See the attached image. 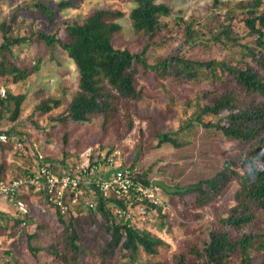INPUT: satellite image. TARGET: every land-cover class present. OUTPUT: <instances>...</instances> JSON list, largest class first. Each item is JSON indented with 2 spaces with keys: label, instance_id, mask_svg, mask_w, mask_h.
Wrapping results in <instances>:
<instances>
[{
  "label": "trees",
  "instance_id": "16d2710c",
  "mask_svg": "<svg viewBox=\"0 0 264 264\" xmlns=\"http://www.w3.org/2000/svg\"><path fill=\"white\" fill-rule=\"evenodd\" d=\"M131 1L134 7L130 19L135 32L145 43L140 52L116 46L122 29L119 19L125 13L110 7L98 8L85 17L65 20L53 33L37 31L29 37L11 36L12 25L3 22L0 26V86H8L9 81L22 82L41 70V61L20 67L7 55H13L15 46L40 40L50 47L58 44L76 65V92L63 113L50 117L63 128H67L70 122L106 119L129 102L144 99L140 73L153 74L157 80L171 81L178 86L191 82L209 83L204 100L191 105L195 109L178 130H160L152 117L139 116L153 126L156 147L164 143L175 148L183 147L190 141L183 137L203 128L215 130L216 134L235 143L238 148H244L238 158L223 163L212 176L185 186L178 185L172 190L157 183L175 198L180 227L195 234L198 231L196 221L203 217L202 211L220 199L232 183L239 185L233 196L234 204L213 219L203 243L182 242L173 264H264V0L241 4L239 13L230 11L221 28L213 31L210 41L232 54L197 60L185 53H175L160 58L155 64L149 63L147 54L162 43L159 42V35L164 30L161 18L169 16L171 9L158 0ZM212 1L215 6L222 3V0ZM74 6L73 0L62 1L58 5L59 9ZM35 7L48 14L50 24L54 22L57 12L42 3ZM235 25L243 29L244 35L237 34ZM196 33L191 26L185 28V43L189 49L204 43ZM25 101L26 94L14 93L8 88L6 97L0 96V134L5 133L10 138L8 143L0 142L4 153L14 149L15 140L20 139L27 145L31 140L27 134L16 133L14 127H3L5 120L18 122L21 119ZM61 105V99L47 97L37 105L32 117L40 119L50 115ZM128 118L127 132H130L134 121L132 117ZM64 143L67 144V138ZM113 150L110 148L108 153ZM63 152L64 163L70 152L65 147ZM124 165L136 167L135 163ZM139 171L147 183L153 181L148 170ZM4 174L0 173V180H5L2 178ZM92 194H96L98 199L91 210L96 230L84 236L75 226L74 219L62 221L61 231L48 234L47 245L31 246L34 264H169L156 259L160 250L167 246L165 241L117 212V209L124 211L127 208L124 199L104 196L98 190ZM29 195L26 193L20 197L25 199ZM148 210V215L156 212L162 216L157 207L149 206ZM57 212L63 216L59 210ZM18 213L24 217H10L0 211L3 218L12 219L9 229L21 226L24 230L26 225L34 223L30 213ZM166 224L169 223L163 221L159 228ZM25 236L29 240L41 238L38 233L28 234L26 231L21 237ZM82 240H86L89 246ZM90 246L96 248L94 254V247L90 250ZM7 254L14 258L12 252ZM143 257L152 260H141ZM13 263L21 264L17 260Z\"/></svg>",
  "mask_w": 264,
  "mask_h": 264
},
{
  "label": "rangeland",
  "instance_id": "374dc122",
  "mask_svg": "<svg viewBox=\"0 0 264 264\" xmlns=\"http://www.w3.org/2000/svg\"><path fill=\"white\" fill-rule=\"evenodd\" d=\"M62 1L69 0H0V26L3 22H10L11 36L29 37L37 31L53 33L65 20L85 17L98 8L110 7L125 13L119 19L122 29L116 46L128 48L133 52H140L144 48L145 43L135 32L130 19L134 7L131 0H73L74 7L59 9L58 5ZM251 1L253 0H222L219 6H215L212 0H158L159 3L170 7L171 14L161 18L164 30L159 35V42L162 43L148 52L149 63L155 64L160 58L175 53H185L197 60H209L219 55L223 57L232 54L233 52L227 49L223 51L214 45L210 37L213 31L221 28L230 11L239 13L240 5ZM37 3L45 4L57 12L52 24L48 14L35 7ZM188 26L197 32L199 40L204 42L202 45H194L190 49L186 45L185 28ZM234 28L238 35H244L239 25H235ZM12 51L13 55L7 54L8 58L18 66L35 65L41 61V70L22 82L9 81L6 87L14 93L26 94V101L21 119L18 122L5 120L3 127H14L16 133L27 134L31 140L38 142L47 162L56 172H64L74 167L78 153L86 147L98 146L107 152L113 147L118 162L130 165L135 163L138 169L148 170L155 183H162L168 190H172L178 185L185 186L212 176L223 163L238 158L244 151V148H238L235 143L216 134L215 130L208 131L203 128L183 137L190 140L189 144L183 147L175 148L169 143L156 147L153 126L139 116L152 117L160 130L165 128L178 130L195 109L191 105L204 100V94L210 85L207 82H191L178 86L171 81L157 80L150 73L139 75L145 89V96L141 101L129 102L125 108L106 119L93 118L86 123L70 122L67 128H63L50 117L55 118L63 113L76 92L78 73L74 61L58 44L50 47L42 40L15 46ZM47 97L61 99V107L40 119L32 117L37 105ZM129 116L133 118L134 127L127 132ZM213 119L217 120V117ZM101 137L104 139L98 140ZM65 138L67 144L64 143ZM64 147L70 152V157L63 163ZM34 166L33 158L22 157L15 149L4 153L0 148V173H5L3 179L18 178ZM238 187L236 182L232 183L220 199L202 211L203 217L196 221L198 227L196 234L192 230L180 227L176 200L161 187L162 200L171 206L170 210L165 214L160 212L162 216L153 212L143 218L136 212V223L161 237L167 244L160 250V255L156 259L173 264L174 256L180 252L182 242L192 240L202 244L211 229L213 219L234 204L233 196ZM29 194L25 201L30 207L29 216L34 223L26 225L24 230L21 226L8 228L12 224L10 217L24 216L19 215L14 201L0 198V203H6L9 210L6 214L10 216L9 219L0 215V264H14L15 260L21 264H34L31 246L47 245L48 234L61 231L62 221L74 219L75 226L84 236L96 230L91 218L93 209L90 207V203H98L96 194L86 192L68 212L61 213L63 216H60L58 209L52 207L41 194L30 191ZM163 217H166L165 220ZM163 221L169 224L160 229L159 225ZM5 227L8 229H4ZM25 231L28 234L38 233L41 238L29 240L27 236L21 237ZM82 242L89 246L86 240ZM91 247L94 246H90V250ZM94 249L96 248L92 249V254ZM8 252H12L14 258H10ZM141 260L152 259L143 257Z\"/></svg>",
  "mask_w": 264,
  "mask_h": 264
},
{
  "label": "built area",
  "instance_id": "2783aa9c",
  "mask_svg": "<svg viewBox=\"0 0 264 264\" xmlns=\"http://www.w3.org/2000/svg\"><path fill=\"white\" fill-rule=\"evenodd\" d=\"M6 95L7 87L0 86V96ZM9 141L7 134H0V142ZM14 149L23 157L33 158L35 166L18 178L0 180V198L13 199L14 206L23 215L30 213V207L20 195L29 191L41 194L61 213L68 212L86 192L95 193L96 190L104 196L124 199L127 208L119 209L118 213L125 214L133 222H136L137 213L141 218L146 217L149 206L157 207L162 214L170 210L171 206L162 200L160 185L154 181L147 183L137 167L118 162L115 153L98 146L82 149L75 166L64 172L53 170L36 141L30 140L27 145L20 139L15 140ZM90 207L94 208L95 203H90Z\"/></svg>",
  "mask_w": 264,
  "mask_h": 264
},
{
  "label": "crops",
  "instance_id": "0c3cea01",
  "mask_svg": "<svg viewBox=\"0 0 264 264\" xmlns=\"http://www.w3.org/2000/svg\"><path fill=\"white\" fill-rule=\"evenodd\" d=\"M6 203H0V210L1 212L8 213V208L6 207Z\"/></svg>",
  "mask_w": 264,
  "mask_h": 264
}]
</instances>
